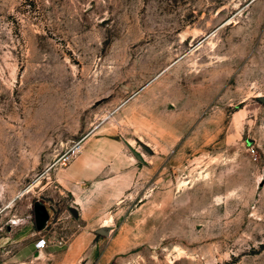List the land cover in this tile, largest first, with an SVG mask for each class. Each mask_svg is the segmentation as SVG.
<instances>
[{
  "label": "rangeland",
  "instance_id": "374dc122",
  "mask_svg": "<svg viewBox=\"0 0 264 264\" xmlns=\"http://www.w3.org/2000/svg\"><path fill=\"white\" fill-rule=\"evenodd\" d=\"M0 264H264V0H0Z\"/></svg>",
  "mask_w": 264,
  "mask_h": 264
},
{
  "label": "water",
  "instance_id": "95a60500",
  "mask_svg": "<svg viewBox=\"0 0 264 264\" xmlns=\"http://www.w3.org/2000/svg\"><path fill=\"white\" fill-rule=\"evenodd\" d=\"M34 224L37 230H43L49 221V210L44 202L35 199L32 203ZM102 230V229H101Z\"/></svg>",
  "mask_w": 264,
  "mask_h": 264
},
{
  "label": "crops",
  "instance_id": "0c3cea01",
  "mask_svg": "<svg viewBox=\"0 0 264 264\" xmlns=\"http://www.w3.org/2000/svg\"><path fill=\"white\" fill-rule=\"evenodd\" d=\"M105 167L102 166L101 164H95L94 166H90V167H87V172L90 174V175H93V176H97L99 173H103L104 172V169ZM117 170L118 169H122L121 167L118 168V166L116 167ZM82 198H78L77 203H81L82 202Z\"/></svg>",
  "mask_w": 264,
  "mask_h": 264
},
{
  "label": "built area",
  "instance_id": "2783aa9c",
  "mask_svg": "<svg viewBox=\"0 0 264 264\" xmlns=\"http://www.w3.org/2000/svg\"><path fill=\"white\" fill-rule=\"evenodd\" d=\"M71 155H72V152H71V153H67V154H65V155L63 156V160H62V162H63V163H66V161H69ZM45 244H46V240H45L44 238H39V239L36 241V243H35V245H36L37 247H43Z\"/></svg>",
  "mask_w": 264,
  "mask_h": 264
}]
</instances>
